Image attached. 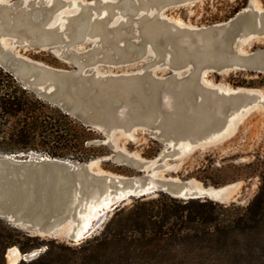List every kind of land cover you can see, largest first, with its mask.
<instances>
[{"label": "rangeland", "instance_id": "rangeland-1", "mask_svg": "<svg viewBox=\"0 0 264 264\" xmlns=\"http://www.w3.org/2000/svg\"><path fill=\"white\" fill-rule=\"evenodd\" d=\"M47 8L48 17L43 19ZM244 10L258 12L260 29L244 25L230 39L224 32H215L224 25L231 29L232 20ZM19 14L26 16L20 23ZM261 14L264 0H0V63L22 82L19 70L24 61L54 73L78 74L86 81L98 78L114 91L134 80L150 89L149 79L157 85V103L125 100L116 110L104 105L108 118L103 124L86 122L72 112L102 135L95 145H104L109 151L82 163L121 182L146 176L175 179L187 182L201 198L246 205L259 189V165L264 160ZM150 22L161 26L155 38L147 40ZM32 24H43L42 28L61 34L42 43L41 33ZM199 32L210 33L204 39L206 46L197 40ZM178 40L186 47L178 48ZM140 46L144 48L138 54ZM191 50L197 54L193 56ZM180 53L183 63L178 59ZM15 61L20 63L18 68L11 65ZM29 88L44 97L41 90L51 91L56 85L48 80ZM85 89L100 97L97 87L85 85ZM142 105L149 106L148 111L141 112ZM27 153L55 158L48 152ZM56 158L77 162L70 157ZM118 166L122 172L114 170ZM197 174H205L207 183ZM135 198H127L120 206L131 205ZM45 239L76 246L87 238ZM44 250L22 258L36 257Z\"/></svg>", "mask_w": 264, "mask_h": 264}, {"label": "trees", "instance_id": "trees-1", "mask_svg": "<svg viewBox=\"0 0 264 264\" xmlns=\"http://www.w3.org/2000/svg\"><path fill=\"white\" fill-rule=\"evenodd\" d=\"M96 139L103 137L0 63V153L48 152L88 162L109 154ZM259 167V189L246 205L160 191L119 206L99 232L76 246L42 238L0 216V264L13 246L24 254L45 247L18 264H264V160ZM196 177L207 183L205 174Z\"/></svg>", "mask_w": 264, "mask_h": 264}, {"label": "water", "instance_id": "water-1", "mask_svg": "<svg viewBox=\"0 0 264 264\" xmlns=\"http://www.w3.org/2000/svg\"><path fill=\"white\" fill-rule=\"evenodd\" d=\"M49 11L47 8L43 19L48 17ZM261 15L264 18V14ZM258 17V12L244 10L232 20L231 29L224 25L216 27L215 32H224V36L230 39L244 25L260 29ZM25 18L24 14L17 15L19 23ZM31 26L41 33L42 43L51 42L61 34L51 28H42L43 24ZM160 26L154 22L147 24V40L155 38ZM209 35V32L197 34L200 45H205L204 39ZM175 44L178 48L186 47L179 40ZM141 48L144 47L138 48V54L141 53ZM191 54L194 56L197 53L191 50ZM178 59L181 63L185 61L181 53ZM24 63L19 73L25 87L38 88L48 80L53 81L56 88L51 91L41 90V93L52 102L75 112L86 122L105 123L108 116L104 105L116 110L125 100H132L134 103L144 99L152 103L160 100L157 85L149 79L150 89L146 90L141 82L134 80L129 86L122 85L119 91H114L106 88L98 78L86 81L85 78H78V74L66 71L54 73L36 63ZM11 65L18 68L20 63L15 61ZM85 85L97 87L100 97L89 94ZM113 96L117 100H113ZM148 108L149 106L142 105L140 110L148 111ZM187 184L175 179L158 180L150 176L142 179L126 178L121 182L116 176L95 170L90 163L49 157L36 159L28 153H0V216L14 219L20 228L29 229L41 237L71 236L74 240H80L92 236L104 223L107 214L116 210L127 198L158 194L160 191L184 199L201 197ZM76 221L78 225H72ZM63 224H66L65 228L62 227ZM10 248L6 253V264H18L21 260L35 258H22L28 253H22L17 247L20 254L17 259L11 255Z\"/></svg>", "mask_w": 264, "mask_h": 264}, {"label": "bare ground", "instance_id": "bare-ground-1", "mask_svg": "<svg viewBox=\"0 0 264 264\" xmlns=\"http://www.w3.org/2000/svg\"><path fill=\"white\" fill-rule=\"evenodd\" d=\"M10 253L12 256L17 257V259L20 257L19 251L17 247L10 248Z\"/></svg>", "mask_w": 264, "mask_h": 264}, {"label": "built area", "instance_id": "built-area-1", "mask_svg": "<svg viewBox=\"0 0 264 264\" xmlns=\"http://www.w3.org/2000/svg\"><path fill=\"white\" fill-rule=\"evenodd\" d=\"M29 155H30L31 157H36V158H37V157H38V158H40V157H41V158H45V157H43V156H40V157H39V155L33 156V153H32V154L30 153Z\"/></svg>", "mask_w": 264, "mask_h": 264}]
</instances>
